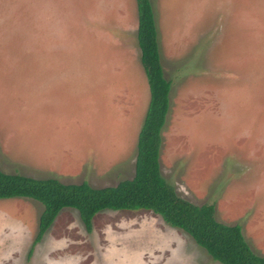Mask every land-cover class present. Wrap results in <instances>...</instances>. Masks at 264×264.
I'll return each mask as SVG.
<instances>
[{
	"label": "rangeland",
	"instance_id": "rangeland-1",
	"mask_svg": "<svg viewBox=\"0 0 264 264\" xmlns=\"http://www.w3.org/2000/svg\"><path fill=\"white\" fill-rule=\"evenodd\" d=\"M170 80L161 173L264 256V0H151ZM136 0H0V169L104 187L135 172L150 102ZM0 199V264H221L148 210Z\"/></svg>",
	"mask_w": 264,
	"mask_h": 264
},
{
	"label": "trees",
	"instance_id": "trees-1",
	"mask_svg": "<svg viewBox=\"0 0 264 264\" xmlns=\"http://www.w3.org/2000/svg\"><path fill=\"white\" fill-rule=\"evenodd\" d=\"M138 45L150 102L138 134L135 172L115 185L93 187L87 182L63 183L56 178L39 179L0 169V199L30 198L44 209L39 217L34 244L40 242L65 208L79 213L87 232L93 218L105 211L148 210L173 228L187 233L207 254L221 264H264L246 241L240 224H225L215 217V203L197 205L181 197L161 173L162 130L170 107L171 81L161 64L156 17L151 0H136Z\"/></svg>",
	"mask_w": 264,
	"mask_h": 264
}]
</instances>
